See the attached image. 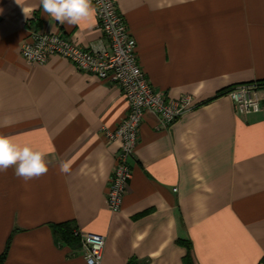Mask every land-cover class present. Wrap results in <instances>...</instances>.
<instances>
[{
  "label": "crops",
  "instance_id": "obj_1",
  "mask_svg": "<svg viewBox=\"0 0 264 264\" xmlns=\"http://www.w3.org/2000/svg\"><path fill=\"white\" fill-rule=\"evenodd\" d=\"M116 2L154 87L197 105L166 129L145 114L128 192L112 211L122 143L107 131L130 112L122 87L59 55L30 65L21 54L31 30L98 44L94 5L91 20L61 25L40 0H0V133L49 161L27 182L0 172L1 264H88L81 238L55 239L51 225L68 220L106 237L103 264H264V89L262 109L247 115L222 93L264 82V0Z\"/></svg>",
  "mask_w": 264,
  "mask_h": 264
},
{
  "label": "built area",
  "instance_id": "obj_2",
  "mask_svg": "<svg viewBox=\"0 0 264 264\" xmlns=\"http://www.w3.org/2000/svg\"><path fill=\"white\" fill-rule=\"evenodd\" d=\"M99 26L104 37L98 44L83 48L63 31L31 30L29 38L21 46V54L30 65L45 64L49 58L59 55L71 60L76 69L93 73L122 87L130 106L128 116L114 131H107L111 140H120V152L110 179L108 203L112 211L122 209L132 178L130 160L135 156L140 129L146 113L157 120L159 129L170 128L187 112L196 107V98L184 94L168 100L163 91L157 90L142 68L138 42L132 34L124 14L116 0H92ZM264 85L250 82L237 85L227 91L241 115L262 109L260 92ZM177 190V189H176ZM88 264H103L106 237L96 233L77 231Z\"/></svg>",
  "mask_w": 264,
  "mask_h": 264
},
{
  "label": "clouds",
  "instance_id": "obj_3",
  "mask_svg": "<svg viewBox=\"0 0 264 264\" xmlns=\"http://www.w3.org/2000/svg\"><path fill=\"white\" fill-rule=\"evenodd\" d=\"M18 3V0H16ZM19 4V3H18ZM43 12L59 24L79 25L91 20L95 9L92 0H40ZM25 18L30 9L22 7ZM3 9H0L2 12ZM4 126H8L5 123ZM47 153L20 143L15 137L0 133V172L14 168L15 175L25 182L38 179L49 171ZM62 170H65L62 165Z\"/></svg>",
  "mask_w": 264,
  "mask_h": 264
},
{
  "label": "trees",
  "instance_id": "obj_4",
  "mask_svg": "<svg viewBox=\"0 0 264 264\" xmlns=\"http://www.w3.org/2000/svg\"><path fill=\"white\" fill-rule=\"evenodd\" d=\"M264 85V82H260ZM229 89L224 90L222 93L227 92ZM55 239L58 243H66L73 247L81 245L80 236L77 234L79 230L74 220H68L60 223H53L52 225ZM4 255L0 256V264L4 259Z\"/></svg>",
  "mask_w": 264,
  "mask_h": 264
}]
</instances>
